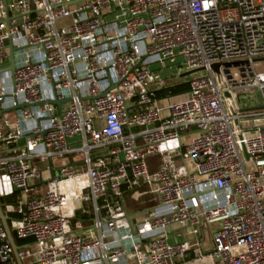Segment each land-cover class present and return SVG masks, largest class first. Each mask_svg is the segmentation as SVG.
Masks as SVG:
<instances>
[{
  "label": "built area",
  "instance_id": "obj_1",
  "mask_svg": "<svg viewBox=\"0 0 264 264\" xmlns=\"http://www.w3.org/2000/svg\"><path fill=\"white\" fill-rule=\"evenodd\" d=\"M11 47L0 264H264V0H0Z\"/></svg>",
  "mask_w": 264,
  "mask_h": 264
},
{
  "label": "water",
  "instance_id": "obj_2",
  "mask_svg": "<svg viewBox=\"0 0 264 264\" xmlns=\"http://www.w3.org/2000/svg\"><path fill=\"white\" fill-rule=\"evenodd\" d=\"M10 62H11V66L9 69H7V71L11 72L13 74L14 70H15V49L11 47V55H10ZM140 66V64L138 65V67ZM213 69L218 72L219 70V65H214L213 66ZM1 72V71H0ZM198 71H192V72H187V73H184L181 75L182 78H187L189 76H192L193 74L197 73ZM228 96V95H227ZM68 101H58V100H54V101H49L48 103L51 104V105H54V106H57V107H60L62 106L63 103H66ZM30 105L28 104H23V105H18L17 107H14V108H10V109H5V110H2L0 111V116L1 115H4V114H7V113H12V112H16L22 108H25V107H29ZM244 152H245V156H246V159L249 160L250 159V156L246 153V150L244 148ZM0 219L1 221L3 222V225L5 227V230L8 234V239L9 241L11 242L15 252L18 251L19 247L16 245V242L14 240V237L12 235V232H11V229H10V226H9V218L5 215L4 213V210H3V205L1 204L0 202ZM19 264H22L21 262H19Z\"/></svg>",
  "mask_w": 264,
  "mask_h": 264
},
{
  "label": "rangeland",
  "instance_id": "obj_3",
  "mask_svg": "<svg viewBox=\"0 0 264 264\" xmlns=\"http://www.w3.org/2000/svg\"><path fill=\"white\" fill-rule=\"evenodd\" d=\"M262 66H263V71H264V64H262ZM177 72H178L177 69L168 68L166 70L165 74L166 75H173L175 73L178 74ZM200 75L203 76V75H205V73L203 72V73H200V74L195 75V76H200ZM178 77H180V76H178ZM191 78H193V76H191V77L189 76V77L185 78L184 80L187 81V80H190ZM147 164H148L149 168H151L152 173H155L160 166L159 165L160 164V158L158 156L150 157L147 159ZM56 175H57V177H60L59 172H56ZM43 190H45V186L43 187ZM150 199H151V196L146 191H142L139 196L131 195L129 197H126L125 198V205H126V208H128V209H132L135 211H141L143 209V207H141L143 202L147 203ZM205 239H206L207 243L211 242V236L210 235L206 234ZM171 241L173 242V240H171Z\"/></svg>",
  "mask_w": 264,
  "mask_h": 264
},
{
  "label": "trees",
  "instance_id": "obj_4",
  "mask_svg": "<svg viewBox=\"0 0 264 264\" xmlns=\"http://www.w3.org/2000/svg\"><path fill=\"white\" fill-rule=\"evenodd\" d=\"M189 91V84L187 82H182L180 84H177L175 86H171L169 88H165L157 93L158 99H163L167 97H174L178 95H182ZM15 199V196L8 197L6 199L2 198L0 199V202L2 205H5L6 203H11ZM19 245H23L24 243L21 241L17 242Z\"/></svg>",
  "mask_w": 264,
  "mask_h": 264
},
{
  "label": "crops",
  "instance_id": "obj_5",
  "mask_svg": "<svg viewBox=\"0 0 264 264\" xmlns=\"http://www.w3.org/2000/svg\"><path fill=\"white\" fill-rule=\"evenodd\" d=\"M10 66H11V62H10V60L8 61V62H6L4 65H1L0 66V90L2 89V88H4V87H10L11 86V84H12V73L11 72H9V71H7V69H9L10 68ZM2 116V115H1ZM5 117L7 118V119H10L11 121H13L14 120V118H15V112H12V113H7V114H5ZM77 165H79L78 163H77ZM81 165V164H80ZM42 166V165H41ZM43 167V166H42ZM45 167V166H44ZM57 172V171H56ZM56 172H55V174H56ZM43 185H40L39 186V189H43ZM11 196H16V194H13V195H11ZM11 196H9V197H11ZM6 198H8V197H6ZM6 198H4V199H6ZM2 199V198H1Z\"/></svg>",
  "mask_w": 264,
  "mask_h": 264
}]
</instances>
